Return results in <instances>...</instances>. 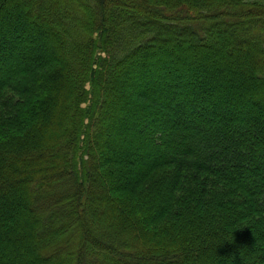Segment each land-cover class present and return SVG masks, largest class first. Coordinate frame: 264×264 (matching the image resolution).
<instances>
[{
	"label": "trees",
	"instance_id": "obj_1",
	"mask_svg": "<svg viewBox=\"0 0 264 264\" xmlns=\"http://www.w3.org/2000/svg\"><path fill=\"white\" fill-rule=\"evenodd\" d=\"M0 264H264V6L0 0Z\"/></svg>",
	"mask_w": 264,
	"mask_h": 264
},
{
	"label": "rangeland",
	"instance_id": "obj_2",
	"mask_svg": "<svg viewBox=\"0 0 264 264\" xmlns=\"http://www.w3.org/2000/svg\"><path fill=\"white\" fill-rule=\"evenodd\" d=\"M248 1L254 4L264 6V0H248Z\"/></svg>",
	"mask_w": 264,
	"mask_h": 264
}]
</instances>
